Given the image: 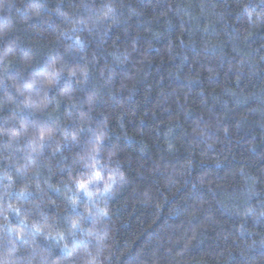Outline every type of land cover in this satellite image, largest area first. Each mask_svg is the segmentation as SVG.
<instances>
[{
	"label": "trees",
	"instance_id": "1",
	"mask_svg": "<svg viewBox=\"0 0 264 264\" xmlns=\"http://www.w3.org/2000/svg\"><path fill=\"white\" fill-rule=\"evenodd\" d=\"M92 258L264 264V0H0V264Z\"/></svg>",
	"mask_w": 264,
	"mask_h": 264
},
{
	"label": "clouds",
	"instance_id": "2",
	"mask_svg": "<svg viewBox=\"0 0 264 264\" xmlns=\"http://www.w3.org/2000/svg\"><path fill=\"white\" fill-rule=\"evenodd\" d=\"M100 18L103 20H112L113 22L115 21V17L112 15V12L110 10H106L103 13H101ZM73 27H74V25H73ZM79 39H80V37L77 36L76 40H79ZM50 67H51V71L48 73H45L44 80L42 81L43 86L46 88L54 85V83H55L54 77L60 71L59 69H57L55 67V62H53V64ZM33 83H35V81H33ZM17 90L20 91L19 88ZM24 103H25V106H28V105L32 104L33 102L31 101V99L29 97H25ZM40 104L46 106L47 101L42 99ZM52 132H53L52 129H42L39 133H37V138H36L34 145H30V151L31 152H39L41 150L43 144L45 142H47L49 137L52 135ZM19 135H20V133H17V132L10 133V136L13 139L17 138ZM58 149H59V144L56 145V149H54V150H58ZM7 178L11 179V177H7ZM81 184H83L84 186L81 187ZM85 186H86V182L81 181L80 187L85 188ZM105 187H107V185H105ZM73 203H75V201H73ZM12 207L15 208L16 205L13 204ZM37 230L39 231V229H37ZM89 231H92V230L90 229ZM16 232H17V238L18 239L22 238V235H23L22 230H16ZM106 236H107L106 233H102L98 237V239L102 241L103 239L106 238ZM87 264H98V261H96L95 258H92V259L87 261Z\"/></svg>",
	"mask_w": 264,
	"mask_h": 264
},
{
	"label": "snow or ice",
	"instance_id": "3",
	"mask_svg": "<svg viewBox=\"0 0 264 264\" xmlns=\"http://www.w3.org/2000/svg\"><path fill=\"white\" fill-rule=\"evenodd\" d=\"M84 185L83 184H81V187H83Z\"/></svg>",
	"mask_w": 264,
	"mask_h": 264
}]
</instances>
